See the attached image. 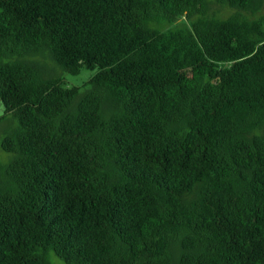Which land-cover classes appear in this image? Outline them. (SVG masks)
<instances>
[{
	"label": "trees",
	"instance_id": "obj_1",
	"mask_svg": "<svg viewBox=\"0 0 264 264\" xmlns=\"http://www.w3.org/2000/svg\"><path fill=\"white\" fill-rule=\"evenodd\" d=\"M0 101V264H264V0H0Z\"/></svg>",
	"mask_w": 264,
	"mask_h": 264
},
{
	"label": "rangeland",
	"instance_id": "obj_2",
	"mask_svg": "<svg viewBox=\"0 0 264 264\" xmlns=\"http://www.w3.org/2000/svg\"><path fill=\"white\" fill-rule=\"evenodd\" d=\"M180 22H181V20L176 21L177 24ZM163 25H165V23L161 20L151 21L148 23V26L151 28H160ZM28 59H30L32 61L40 62V61H43V56L41 54H35V55L29 57ZM46 64L49 66L50 63L46 62ZM93 72H94V70L82 69L79 71L78 74H75V75L63 73L62 77H63L64 82H65L64 85L67 87L79 86L81 83H83L85 80H87L93 74ZM3 110H4V108H3V105L0 101V116L4 113ZM15 126H16L15 119L11 118L9 116V114H7V113L5 115H3L2 118L0 119V138L6 132H8L12 128H14ZM10 157H11V154L4 153L0 150V165L5 164L9 160ZM46 261H47V264H65L60 258L55 256L52 253V251H50V250H48L46 252Z\"/></svg>",
	"mask_w": 264,
	"mask_h": 264
}]
</instances>
